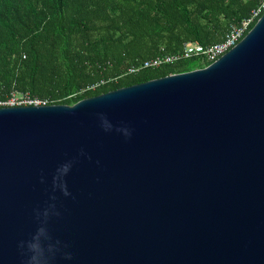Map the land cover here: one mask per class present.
Returning a JSON list of instances; mask_svg holds the SVG:
<instances>
[{
  "label": "water",
  "instance_id": "1",
  "mask_svg": "<svg viewBox=\"0 0 264 264\" xmlns=\"http://www.w3.org/2000/svg\"><path fill=\"white\" fill-rule=\"evenodd\" d=\"M41 228L45 264H264V13L205 68L0 108V264Z\"/></svg>",
  "mask_w": 264,
  "mask_h": 264
},
{
  "label": "trees",
  "instance_id": "2",
  "mask_svg": "<svg viewBox=\"0 0 264 264\" xmlns=\"http://www.w3.org/2000/svg\"><path fill=\"white\" fill-rule=\"evenodd\" d=\"M259 2L0 0V100L11 92H28L49 105L72 106L205 68L208 63L192 57L128 73L141 62L180 52L187 43H221L230 27L248 18ZM92 85H96L93 90L87 89Z\"/></svg>",
  "mask_w": 264,
  "mask_h": 264
},
{
  "label": "built area",
  "instance_id": "3",
  "mask_svg": "<svg viewBox=\"0 0 264 264\" xmlns=\"http://www.w3.org/2000/svg\"><path fill=\"white\" fill-rule=\"evenodd\" d=\"M264 11V0H260L259 5L252 10L250 16L242 20L239 24L232 25L226 38L218 44L203 46L198 42L187 43L182 50L176 54H162L155 58L146 60L136 66L129 68V74H136L141 70L158 69L162 66L176 64L182 60L192 57H200L206 63L212 64L233 49L245 37L249 27L257 20ZM96 85L87 89L93 90ZM49 106L46 99L32 96L28 92H11L5 100H0V108L6 107H41Z\"/></svg>",
  "mask_w": 264,
  "mask_h": 264
},
{
  "label": "clouds",
  "instance_id": "4",
  "mask_svg": "<svg viewBox=\"0 0 264 264\" xmlns=\"http://www.w3.org/2000/svg\"><path fill=\"white\" fill-rule=\"evenodd\" d=\"M69 170V165L65 164L57 169V177L54 178V182L56 179H61L65 173ZM60 187L63 189L64 185L61 179ZM65 195H68L67 191H64ZM47 212H45V216ZM45 236L44 228L39 230L38 236L33 238V242L27 244V248L31 253L28 264H45L47 257L45 256V249L39 242V237ZM23 246V245H22ZM54 251V247L52 245L47 246V252L52 253Z\"/></svg>",
  "mask_w": 264,
  "mask_h": 264
},
{
  "label": "rangeland",
  "instance_id": "5",
  "mask_svg": "<svg viewBox=\"0 0 264 264\" xmlns=\"http://www.w3.org/2000/svg\"><path fill=\"white\" fill-rule=\"evenodd\" d=\"M202 62H198V65H201Z\"/></svg>",
  "mask_w": 264,
  "mask_h": 264
}]
</instances>
